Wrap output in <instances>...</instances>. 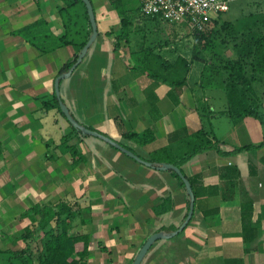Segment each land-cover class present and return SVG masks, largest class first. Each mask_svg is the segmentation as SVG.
<instances>
[{
  "label": "crops",
  "instance_id": "1",
  "mask_svg": "<svg viewBox=\"0 0 264 264\" xmlns=\"http://www.w3.org/2000/svg\"><path fill=\"white\" fill-rule=\"evenodd\" d=\"M110 1L92 0L98 36L72 74L62 78V98L82 125L107 133L147 160L152 151L171 143L180 152L179 130L189 134L205 127L199 106L207 103L214 112L217 106L201 86V74L193 81L194 62L177 103L169 84L135 68L148 46L160 54L153 55V62L161 54L170 61L181 55L173 44L175 35L163 29L164 20L145 15L139 0H120L119 9ZM60 5L65 2L0 0V177L13 190H25L20 175L42 176L38 189L28 185L29 192L46 193L38 200L67 197L81 204L78 230L94 235L89 264H132L150 235L182 223L189 193L167 169L142 163L90 134L69 137L68 144L87 159L72 164L71 153L61 144L72 127L56 108L47 110L44 101L56 93L55 79L76 47L43 53L19 33L43 16L55 34H62ZM123 15L128 17L126 27ZM122 30L129 35L120 39ZM161 33L168 37L161 39ZM224 115L215 114L209 128L220 149L230 153L209 149L183 164L187 175L201 176L193 219L180 233L155 241L141 264H264V145L232 152L262 142L264 124L248 116L234 123ZM147 128L156 136L147 144L124 135ZM173 135L177 138L171 140ZM169 195L170 210L156 213L155 207ZM31 201L27 208L36 199Z\"/></svg>",
  "mask_w": 264,
  "mask_h": 264
},
{
  "label": "trees",
  "instance_id": "2",
  "mask_svg": "<svg viewBox=\"0 0 264 264\" xmlns=\"http://www.w3.org/2000/svg\"><path fill=\"white\" fill-rule=\"evenodd\" d=\"M62 1L65 2V5L58 7L63 25L62 34H55L49 27L47 19L43 16L38 17L19 30V33L28 42L43 53L52 52L68 45L76 47L74 56L60 68L59 74L68 71L77 61L83 46L87 43L93 31L84 0ZM119 2L120 0L110 1L111 5L117 9L120 7ZM222 14L214 19V26L196 27L194 50L190 59L179 55L176 59L170 61L161 54L158 61L153 62V55L160 54H154V47L148 46L146 57L140 64L135 65V68L147 72L151 78L157 81L169 84L171 86V97L177 103L180 101L184 86L187 83L191 63L201 61L203 63L201 86L204 88L222 86L226 90L227 108L222 113L228 115L234 123L252 115L260 117L264 124V117L261 113L262 101L255 86L256 82H260L264 86V15L238 22L228 19L221 21ZM127 20L128 17L123 15L122 23L125 27L128 24ZM107 34L112 35L113 32ZM125 35L128 36L129 34L123 30L117 34L120 39ZM228 49L231 50V54L226 53ZM44 107L47 110L56 108L68 120L61 109L56 93H54L52 99L44 101ZM198 109L204 124L207 117L210 123V118L216 114L209 108L207 103L201 104ZM71 113L75 117L72 111ZM70 124L72 130L63 136L61 144H64L69 150L73 158L72 164L77 166L85 163L87 159L76 145L68 144L69 137L72 133L81 136L89 134L75 127L71 122ZM87 127L95 129L92 126ZM179 132L182 134L180 138H182L184 145L182 151H176L174 144L171 143L152 151L149 160L153 162L152 166L158 168H160L159 163H173L180 167L191 181L194 193L197 196L196 180L200 179L201 176L187 175L183 170V164L198 153L209 149H216L221 154H229L230 152L220 149L219 141L216 139L213 130L206 126L189 134L183 132V129ZM102 133L109 136L105 132ZM124 135L136 140L139 144H147L156 137L151 128H147L142 132L127 131ZM170 138L174 140L177 137L173 135ZM263 145L264 140L258 144L235 147L232 152L250 150ZM167 170L187 189L184 180L174 169L169 168ZM172 202L173 197L169 195L162 204L155 207L156 213L169 211ZM190 203L188 194V210L182 223L188 216ZM81 213V204L77 200L67 197L56 201L38 200L33 202L21 212V218H29L30 220L24 227L23 232L18 236L11 237L10 246L0 249V264H89L91 257L90 243L94 240V235L90 232L75 229L77 226L76 219L81 216ZM81 222L86 224L87 219H81ZM181 224L174 227L163 226L159 228V231L166 230L171 233L178 229ZM20 240L24 241L25 245H20L18 243ZM100 245L103 250L106 249L104 244L100 243Z\"/></svg>",
  "mask_w": 264,
  "mask_h": 264
},
{
  "label": "rangeland",
  "instance_id": "3",
  "mask_svg": "<svg viewBox=\"0 0 264 264\" xmlns=\"http://www.w3.org/2000/svg\"><path fill=\"white\" fill-rule=\"evenodd\" d=\"M264 15V0H234L231 2L230 9L221 15L222 20L228 19L232 21H244L248 19H254L256 17ZM218 17V16H217ZM216 17V18H217ZM214 26V19L209 21L206 24H203V27ZM171 26V27H170ZM166 29V32L171 29L173 34L175 35V39L173 41L174 46L176 47V51H178L181 55H185L191 58L194 50V40H195V31L196 28H192L188 23L181 21L176 23L164 22L163 29ZM177 31V33H176ZM161 39H165L168 36H164L162 33L159 36ZM151 45V43H149ZM227 54H231V50L228 49ZM194 67L192 70L193 81L196 82L200 74L202 73L203 63L201 61H195ZM198 76V77H197ZM197 77V78H196ZM199 80V79H198ZM257 94L261 97V107H262V116L264 117V86L260 82L255 83ZM207 94L211 97V103L217 106V113L220 114L224 109L227 108V93L224 87H207ZM203 91V90H202ZM205 104V103H203ZM219 110V112H218ZM224 114V113H222ZM62 121L67 123V126H71L69 120H67L62 114H59ZM225 119H229L228 115H224ZM214 117H211L212 121ZM247 118L249 119H257L262 122V119L258 116L249 115ZM264 119V118H263ZM206 127H210L209 118H206ZM56 132L57 129L55 128ZM21 180L24 181V184L27 185V189L25 190H17L12 189V184L5 183L6 180H3L0 177V249H5L11 245L10 239L13 236H18L23 232L24 227L30 222L29 218H21V212L27 208L29 202L31 203V199H36L46 197L45 192L28 191V185L30 187H36L38 189L39 184L38 180L45 179L42 176H27L20 175ZM58 177V175H57ZM10 178V177H9ZM6 179V178H5ZM8 179V178H7ZM13 177L10 179L12 181ZM15 180L18 178L15 177ZM33 181H32V180ZM41 184V182H39ZM78 226H76V230H78ZM157 241V240H156ZM20 245H25L24 241H18Z\"/></svg>",
  "mask_w": 264,
  "mask_h": 264
},
{
  "label": "water",
  "instance_id": "4",
  "mask_svg": "<svg viewBox=\"0 0 264 264\" xmlns=\"http://www.w3.org/2000/svg\"><path fill=\"white\" fill-rule=\"evenodd\" d=\"M87 8H88V13L90 16V20L92 23V34L90 36V38L88 39L87 43L83 46L77 61L69 68L68 71L63 72L61 74H59L56 79H55V91H56V96L59 100L61 109L63 110V112L65 113L66 117L68 118V120L77 128L81 129L83 132H86L90 135H94V136H98L101 137L107 141H109L111 144H113L115 147H117L118 149L124 151L125 153H127L128 155H130L131 157L135 158L136 160L145 163L147 165L152 166L153 162H151L150 160H147L143 157H141L138 153H136L135 151L125 147L124 145H122L119 141H116L115 139L103 134L102 132L96 130V129H91L87 126L82 125L71 113L68 105L64 102L62 95H61V88H60V82L62 78H65L69 75L72 74V72L75 70V68L83 61L85 55L87 54L90 46L93 44V42L96 40L97 36H98V24H97V19H96V14H95V9H94V5L92 3V0H84ZM160 168L162 169H169L172 168L174 169L180 176L181 178L184 180L187 191L190 195V211L188 213V216L186 217L185 221L181 224V226L174 230L173 232L169 233L168 235L163 233V231H157L155 233H153L152 235H150L148 237V239L144 242V244L142 245V247L140 248L139 252L137 253L134 261L132 264H141L142 260L144 259L145 255L147 254V252L149 251V249L151 248V246L153 245V243L162 238V237H166V236H174L178 233H180L181 231H183V229L187 226V224L190 222V220L192 219L193 215H194V211H195V200H196V195L194 193L193 190V186L191 181L189 180V178L184 174V172L181 170L180 167H178L177 165L173 164V163H164L160 165Z\"/></svg>",
  "mask_w": 264,
  "mask_h": 264
},
{
  "label": "built area",
  "instance_id": "5",
  "mask_svg": "<svg viewBox=\"0 0 264 264\" xmlns=\"http://www.w3.org/2000/svg\"><path fill=\"white\" fill-rule=\"evenodd\" d=\"M145 15L169 23L184 21L192 28L215 19L230 9L234 0H139Z\"/></svg>",
  "mask_w": 264,
  "mask_h": 264
}]
</instances>
